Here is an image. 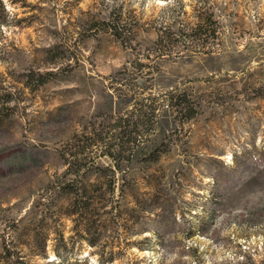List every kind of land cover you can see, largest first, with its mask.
<instances>
[{
  "label": "rangeland",
  "instance_id": "374dc122",
  "mask_svg": "<svg viewBox=\"0 0 264 264\" xmlns=\"http://www.w3.org/2000/svg\"><path fill=\"white\" fill-rule=\"evenodd\" d=\"M3 3L18 20L0 27V264H264V0ZM123 130L137 154L98 163L131 170L160 215L103 262L66 217L65 258L22 243L62 155Z\"/></svg>",
  "mask_w": 264,
  "mask_h": 264
},
{
  "label": "trees",
  "instance_id": "16d2710c",
  "mask_svg": "<svg viewBox=\"0 0 264 264\" xmlns=\"http://www.w3.org/2000/svg\"><path fill=\"white\" fill-rule=\"evenodd\" d=\"M198 16L199 24L203 20L207 21V18ZM17 20L5 8L3 0H0V27ZM170 101L180 115H192L185 104L184 94L171 96ZM150 113L151 116L152 111ZM148 117L147 115L146 119ZM123 132L124 130L118 133L120 136L117 139L120 142L95 143L94 148L100 152L70 150L62 155L65 168L61 176L64 179L55 175L47 183L44 196L37 198L33 210L15 222L14 227L19 230L17 234L25 237L21 240L22 243L45 253L48 241L52 240L55 255L65 258L69 248L63 233L57 231L61 218L66 217L73 222L72 230L77 238L86 240L91 247L96 248L103 262L114 259L118 254V250H114L115 243L119 247L122 244L128 246L132 243L126 240L128 235L142 231V215L139 213L160 215L157 212L161 206L159 196L155 191L136 190L137 186L133 183L135 176L131 170H121L118 164L98 163L97 158L102 154L110 156L116 163L118 159L137 154L138 146L129 144L132 143V137ZM113 147L117 150L116 153L110 152ZM126 150H129L127 154ZM127 176L132 179L131 182H128ZM130 202H134L136 206H130ZM51 233L58 235L51 237ZM3 248V257L9 260L11 250L6 244H3Z\"/></svg>",
  "mask_w": 264,
  "mask_h": 264
},
{
  "label": "bare ground",
  "instance_id": "6f19581e",
  "mask_svg": "<svg viewBox=\"0 0 264 264\" xmlns=\"http://www.w3.org/2000/svg\"><path fill=\"white\" fill-rule=\"evenodd\" d=\"M158 1H162V0H158ZM54 256V255H53Z\"/></svg>",
  "mask_w": 264,
  "mask_h": 264
}]
</instances>
